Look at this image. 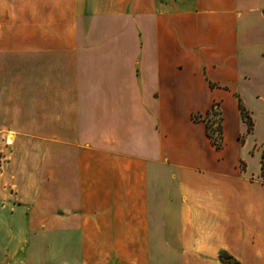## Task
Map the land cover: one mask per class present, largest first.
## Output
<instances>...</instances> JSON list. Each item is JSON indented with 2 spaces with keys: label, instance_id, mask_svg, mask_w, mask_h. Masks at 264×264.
<instances>
[{
  "label": "crops",
  "instance_id": "0c3cea01",
  "mask_svg": "<svg viewBox=\"0 0 264 264\" xmlns=\"http://www.w3.org/2000/svg\"><path fill=\"white\" fill-rule=\"evenodd\" d=\"M0 58L23 76L0 140H40L41 157L18 193L0 178V264H106L91 241L111 233L110 212L65 205L112 201L84 193L81 122L105 156L161 174L147 264H264V0H0ZM215 105L219 150L193 120ZM65 149L77 160L66 169Z\"/></svg>",
  "mask_w": 264,
  "mask_h": 264
},
{
  "label": "rangeland",
  "instance_id": "374dc122",
  "mask_svg": "<svg viewBox=\"0 0 264 264\" xmlns=\"http://www.w3.org/2000/svg\"><path fill=\"white\" fill-rule=\"evenodd\" d=\"M8 67V62L0 58V116L3 111L12 109L14 106L12 101L8 103L9 99L13 100L14 96L11 97V95L15 93L14 90L8 89H11L10 84L16 81L23 82V76L19 72L15 79L11 77L13 73L8 71ZM232 111V107H227L226 115L232 117ZM226 115L223 117L227 119ZM8 116L15 118L17 121L20 119L19 115L14 112H11ZM195 116L196 119H199L201 115ZM203 117L212 127L215 140L222 145L221 136L217 132L221 124L220 118H222L220 105H215L210 116L206 117L204 115ZM80 127L81 138L78 143V162L81 165L80 180L85 181L84 193L101 196L104 191H107L111 194L112 201L108 204H103L102 202H91L88 200L85 204L73 202L65 205L70 207L68 210H71L72 213L79 212L81 205L88 212H110L109 225L111 233L106 235L105 239L101 235L96 236V241L94 239L91 241L97 242L98 245L105 242L106 264H126V262L127 264H135L136 260H138V264H147L151 258L153 243L159 242L160 233L157 232L155 236L152 234V220L145 218V216H149V212L154 209L153 200L157 202L160 195L161 198L165 195L167 187L152 186L153 182L159 183V181L155 180H160L161 174L153 173L150 167L146 170L141 169V164L133 158L119 155L105 156L103 153L105 140L98 137L90 139L86 123L81 122ZM13 134L15 133L12 132L9 135L15 136ZM8 141L9 139L0 140V178L14 184L12 192L18 193L16 184L25 179L24 173H27L29 169L40 167L38 159L35 161L37 166L30 161L32 158L40 156L38 153L40 140L14 137L11 144H8ZM225 144L227 151L233 149L234 140L229 130L226 133ZM76 145L77 143H75V147ZM71 152V149H65L64 151L62 161L65 169L77 161L75 153ZM109 164L112 165L111 169H108ZM250 169L255 172V165L251 164ZM162 191L164 192L163 194ZM98 198L94 197V199ZM100 253H103V249ZM120 255L124 257H120Z\"/></svg>",
  "mask_w": 264,
  "mask_h": 264
},
{
  "label": "trees",
  "instance_id": "16d2710c",
  "mask_svg": "<svg viewBox=\"0 0 264 264\" xmlns=\"http://www.w3.org/2000/svg\"><path fill=\"white\" fill-rule=\"evenodd\" d=\"M239 109H240V112H241V116L243 118V121L247 125V134H251L253 132V130H254V123H253L252 117H251L249 111H247V109L243 106L242 103H240ZM213 110H214V107L205 116L206 117L210 116L212 114ZM193 120L195 122H197V121H205L204 120V117L202 115L199 117V119H196V116L194 115L193 116ZM220 120H221V124L219 125V129L217 130V132L221 136L220 137V141H222V143H223V138H222V118H220ZM206 128H207L208 137L211 140L212 145L217 150L221 149L222 145L217 140H215L212 127L209 125L208 122H206ZM261 178H262V182L264 184V144H263L262 156H261ZM222 259L223 260H227L228 257H226V256L223 255L222 256Z\"/></svg>",
  "mask_w": 264,
  "mask_h": 264
}]
</instances>
